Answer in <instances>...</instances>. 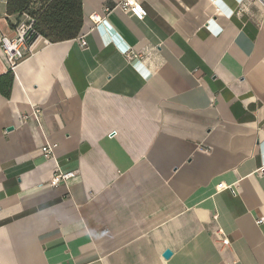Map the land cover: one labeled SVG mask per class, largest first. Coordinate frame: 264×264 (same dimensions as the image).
Masks as SVG:
<instances>
[{
    "label": "crops",
    "instance_id": "obj_1",
    "mask_svg": "<svg viewBox=\"0 0 264 264\" xmlns=\"http://www.w3.org/2000/svg\"><path fill=\"white\" fill-rule=\"evenodd\" d=\"M118 1L81 0L85 47L0 50V264H264V0Z\"/></svg>",
    "mask_w": 264,
    "mask_h": 264
},
{
    "label": "trees",
    "instance_id": "obj_2",
    "mask_svg": "<svg viewBox=\"0 0 264 264\" xmlns=\"http://www.w3.org/2000/svg\"><path fill=\"white\" fill-rule=\"evenodd\" d=\"M5 13L13 16L15 23L22 14H27L37 33L51 44L75 39L83 26L81 0H6ZM10 85L9 74L0 76L1 95L9 96Z\"/></svg>",
    "mask_w": 264,
    "mask_h": 264
},
{
    "label": "built area",
    "instance_id": "obj_3",
    "mask_svg": "<svg viewBox=\"0 0 264 264\" xmlns=\"http://www.w3.org/2000/svg\"><path fill=\"white\" fill-rule=\"evenodd\" d=\"M116 8L139 21H142L147 14L146 10L137 0H120L117 2ZM89 19L93 25L102 21L101 16L96 14H92ZM76 40L81 47L86 46V41L83 36L77 37ZM39 44H41V47H47L51 43L37 33L33 27V20L31 17L27 14H22L17 22L14 23L12 36L1 37L0 39V50L8 64L9 71L13 72L20 63L37 53V51H39ZM55 148L56 145L43 146L41 148L42 156L47 160H52ZM75 175L76 172L74 171L61 172L58 170L49 180L48 185L50 187H58L74 178ZM216 188L217 190L231 189L222 184L218 185ZM257 223H261V220L257 221ZM222 244L227 246L228 241L225 240Z\"/></svg>",
    "mask_w": 264,
    "mask_h": 264
},
{
    "label": "water",
    "instance_id": "obj_4",
    "mask_svg": "<svg viewBox=\"0 0 264 264\" xmlns=\"http://www.w3.org/2000/svg\"><path fill=\"white\" fill-rule=\"evenodd\" d=\"M170 252L169 251H165L164 253H163V258H165V259H167L169 256H170Z\"/></svg>",
    "mask_w": 264,
    "mask_h": 264
}]
</instances>
